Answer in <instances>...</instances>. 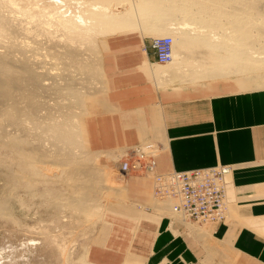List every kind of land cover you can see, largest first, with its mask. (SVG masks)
Returning a JSON list of instances; mask_svg holds the SVG:
<instances>
[{
  "label": "crops",
  "instance_id": "1",
  "mask_svg": "<svg viewBox=\"0 0 264 264\" xmlns=\"http://www.w3.org/2000/svg\"><path fill=\"white\" fill-rule=\"evenodd\" d=\"M143 33L136 28L105 36L101 90L84 109L86 146L117 154L153 143L160 173L229 165L226 215L203 235L171 209V200L153 195L151 176L120 174L115 180L121 187L111 188L86 259L195 264L209 235L235 256L234 264H264V87H248L258 83L243 74L231 75L236 83L217 76L213 83L198 84L189 78L196 70L187 75L158 62L153 38L149 42Z\"/></svg>",
  "mask_w": 264,
  "mask_h": 264
},
{
  "label": "bare ground",
  "instance_id": "2",
  "mask_svg": "<svg viewBox=\"0 0 264 264\" xmlns=\"http://www.w3.org/2000/svg\"><path fill=\"white\" fill-rule=\"evenodd\" d=\"M160 1L150 2L158 9V16L154 14L158 21L154 31L172 34L173 58L168 66L183 69L187 75L191 74L189 70H196L197 75L204 78L236 75L252 69L238 61L240 53L222 54L224 50H231L228 47L222 46V50L220 46V54L213 51L214 41L220 33H225L226 43L237 52H246V48L235 46H250V50H256L257 38L253 37L256 31L262 36L264 46V2L165 0L167 3L162 4ZM141 6L134 5V0H0V176L9 191L18 187L30 189L38 183L52 182L54 174L62 173L67 165L78 163L79 175L71 179L74 193L67 202L58 205L72 208V216L77 220L69 219L70 227L93 214L91 199L97 197V188L106 183L99 179L106 171L93 164L87 166L86 160L77 153L83 141L86 151L89 150L80 115L85 112L87 88H91V81L97 74L99 76L95 39L140 28L138 11L145 7ZM198 42L206 46L205 50L201 47L199 65L193 61L194 67L200 68L191 66L188 69L189 63L185 65L192 57L190 46ZM86 50L92 52L94 59L88 58ZM43 93L47 94L46 99ZM35 128L41 137L34 135ZM46 157L55 166H65L48 173L45 170L52 169L46 166ZM96 181L99 185L95 186ZM13 191L9 196L16 197ZM9 207L0 200V216L16 223ZM58 250L69 261L68 245L62 243Z\"/></svg>",
  "mask_w": 264,
  "mask_h": 264
},
{
  "label": "rangeland",
  "instance_id": "3",
  "mask_svg": "<svg viewBox=\"0 0 264 264\" xmlns=\"http://www.w3.org/2000/svg\"><path fill=\"white\" fill-rule=\"evenodd\" d=\"M146 1L139 0L138 2L137 0H134V5L139 3L140 5L145 6L144 8L141 6L142 8L139 9L138 19L139 18L140 19L137 20L139 21L138 25L139 24L141 25L143 22L145 24V25L143 24L144 27L139 25L140 29L144 32L143 37L148 39V41L150 42L151 39L155 36H163V35L172 36L171 33L157 34L155 32L156 31L154 28L156 27L155 23L158 22L155 21L156 19L155 16L157 15L158 9L152 7L153 3L150 2L151 0H148L147 2ZM159 1L160 0H158V2ZM167 1L161 0L160 2H162V4H165L167 3ZM260 1L261 3L264 2V0H260ZM151 8L155 9L156 12ZM91 9L92 8H90V10ZM146 20L150 22L148 23V21ZM152 22H154L153 24H155V26H153V29L151 27L153 25ZM223 23L224 20H222V24ZM148 24L149 25L152 24V25L149 26ZM219 29H223V28L219 27ZM253 33L255 34L253 37L257 38V43H258L256 50H252V49L250 50V46H235L237 48L238 47L246 48V52H237V50L231 48L232 45L230 46L229 44L226 43L225 41V39L227 38L225 36L226 34L220 33L219 36L216 37L217 41H214V44L216 46H214L215 49H213V51H216V53L224 52L222 54L224 55L226 54L228 56L230 55V53L232 54L240 53L238 61L242 64L246 63L252 69L250 70L249 68L247 71L244 70L238 72L237 74H243L245 77L247 75L249 76L248 79L250 78L252 81H256L258 83V86H248V87H264V46H262V36L260 35L259 32L256 31H254ZM110 37L108 36L107 40ZM104 39L105 36H97V38L95 39V42L97 44L96 47H98L97 49L99 52L97 55L98 58L96 57L98 60L97 63L99 65L98 66L99 76L97 74V76H95L94 79L91 81L92 87L87 88L89 90L88 92L89 94L85 96L86 110L88 108V102L90 98L95 93L101 90L99 57L102 52V49L104 48ZM222 46L224 48L228 47L231 50L222 51L223 50ZM201 47H203V49L205 50L206 46H201L199 42L196 45L194 44L193 46H190V53L192 57L186 63V65L189 63L187 66L188 68L192 66L194 69L197 68V66L199 65V61H201L202 58L200 57V55H202L201 51L203 50L201 49ZM219 47L222 50L221 49L219 50ZM86 51L89 52L88 58L91 60L94 59L92 52L89 50ZM193 61L194 62L196 61L195 63L198 64V65L196 64L197 65L196 67H194L195 63ZM198 68H200V66H198ZM196 76H197L195 77L196 79L199 78L198 80L199 82L197 81L198 84L213 83L218 78H221V77L204 78V77H199L200 74L198 75L196 74ZM227 78H230L232 80L234 79V82L236 81L235 76L230 75L227 76ZM88 82L89 81H87L86 84H88ZM42 95H45V99L47 98L46 93L45 94L43 93ZM83 113L84 112H82V114L80 115L82 120H84V117L86 115V113L84 114ZM33 132L35 136L41 137L39 130L37 128H35ZM43 139H45V136H43ZM80 144L81 145L77 148V153L79 157L82 158V160L84 159L86 160V165L89 166L90 164L91 165L93 164L106 171L105 175L103 174L102 178L100 176L99 179H101L100 181H102L103 179V182L106 181L107 184L104 183V187L97 188L96 190L97 192L95 194L97 197H93L91 199V203L93 204L94 207L93 214L90 215L88 218L83 217V219L80 222H78L75 226L70 227V225L67 223L70 222L72 219L77 220L75 218L76 216L74 215L72 216L73 213L72 208L70 207L71 208L70 210V208L65 205H63L61 208L58 207V205L67 202L68 199L72 197L74 193V190L72 188L73 185L71 184V182L73 181L71 179L72 176H75L76 174L79 175L78 170L80 169L79 168L80 165H78V163L76 164L72 163L69 166L67 165L62 173L57 172L56 175L54 174L55 178L56 177L57 178L55 179L53 176L52 179L54 180L48 184L38 183L33 185L31 187L32 189L31 188L23 189V187L22 188L18 187V189L14 190L15 193L13 190L9 191L10 189L9 187H7L8 185L4 183L5 180L0 176V200H3L7 204H9L10 206L9 209L12 210L10 211L11 212L10 214H12V217H14V219H16L17 221L16 223H14L13 221L9 222V220H6L2 218V216H0V264H5V263L6 264L7 263L8 264H92L86 259V251L88 249L91 237L96 231L99 223L104 218L106 211V203L110 198L112 192L111 188L116 186L120 187L121 185L122 181H117L115 180V178L116 176L120 175L117 170V167L119 166V162L124 156V152L119 151L116 156L114 154H110L107 152H91L89 150L86 151L87 149L85 147L84 141L83 143L81 142ZM45 160L47 164L46 166L52 169V171L45 170L48 173H53L56 170H60V167L65 166L62 164H59L58 166L53 165V162L49 159V157H46ZM58 174L59 176H57ZM107 181L109 182V184ZM94 185L95 186L99 185V183L96 181ZM5 187H7L8 189ZM47 187H49V189H46ZM19 188H21L22 190ZM31 190L33 191L32 193ZM12 191H13L12 193L13 195H17L16 197L13 196L14 199H12L13 197L9 196L10 192ZM172 202L173 200H171V204ZM68 208L71 211V214L68 213L69 210H66V212L64 211V209H68ZM189 222L193 224V225L191 224L192 226L196 227L195 231H200V229L204 231L203 235L207 234L208 229L210 228L209 222L205 224H200L193 221H189ZM209 237H210L209 235L208 236L206 235L204 237V239H207L208 241H206V243L204 242V245L201 250L200 258L195 264H203L204 262L206 264H234L235 256L231 254L229 251H227L224 247H222L219 243L210 241ZM62 243L68 245L69 261L65 260L62 252L61 251L59 252L58 250L60 249V244Z\"/></svg>",
  "mask_w": 264,
  "mask_h": 264
},
{
  "label": "built area",
  "instance_id": "4",
  "mask_svg": "<svg viewBox=\"0 0 264 264\" xmlns=\"http://www.w3.org/2000/svg\"><path fill=\"white\" fill-rule=\"evenodd\" d=\"M172 36L154 37L151 46L156 60L168 63L173 58ZM159 148L153 143L137 144L127 148L117 170L128 174L148 175L153 178V195L172 199L171 209L182 219L193 222H218L226 215V189L230 183L229 165L209 168L156 172Z\"/></svg>",
  "mask_w": 264,
  "mask_h": 264
}]
</instances>
